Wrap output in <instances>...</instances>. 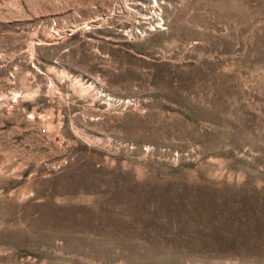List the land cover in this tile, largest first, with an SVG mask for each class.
Here are the masks:
<instances>
[{"label": "rangeland", "instance_id": "rangeland-1", "mask_svg": "<svg viewBox=\"0 0 264 264\" xmlns=\"http://www.w3.org/2000/svg\"><path fill=\"white\" fill-rule=\"evenodd\" d=\"M0 264H264V0H0Z\"/></svg>", "mask_w": 264, "mask_h": 264}, {"label": "bare ground", "instance_id": "bare-ground-1", "mask_svg": "<svg viewBox=\"0 0 264 264\" xmlns=\"http://www.w3.org/2000/svg\"><path fill=\"white\" fill-rule=\"evenodd\" d=\"M144 14V13H143Z\"/></svg>", "mask_w": 264, "mask_h": 264}]
</instances>
